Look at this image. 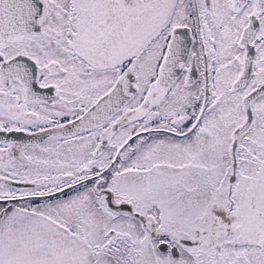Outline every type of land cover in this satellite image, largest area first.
<instances>
[{"label": "snow or ice", "instance_id": "6c2138e0", "mask_svg": "<svg viewBox=\"0 0 264 264\" xmlns=\"http://www.w3.org/2000/svg\"><path fill=\"white\" fill-rule=\"evenodd\" d=\"M0 264H264V0H0Z\"/></svg>", "mask_w": 264, "mask_h": 264}]
</instances>
